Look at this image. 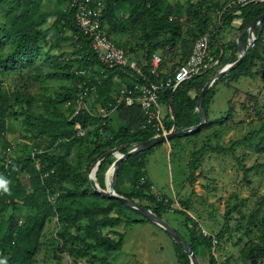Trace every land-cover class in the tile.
Segmentation results:
<instances>
[{"label":"rangeland","instance_id":"obj_1","mask_svg":"<svg viewBox=\"0 0 264 264\" xmlns=\"http://www.w3.org/2000/svg\"><path fill=\"white\" fill-rule=\"evenodd\" d=\"M39 12L50 13L52 16L43 24L47 28L53 23L56 13L64 11L68 0H34ZM99 7L104 8L103 0ZM18 0H4L0 5V22L4 15L15 6ZM180 9L183 21L182 38L176 45L177 49L166 48L162 54V70L166 73L173 70L179 62L185 60V55L193 41L201 33L212 34L215 27L221 51L228 44L234 43L240 33L236 29L235 17L226 20L225 25L220 20L229 0H165ZM24 6V5H23ZM21 6L20 10L23 9ZM191 7V8H190ZM176 14V10H174ZM118 21L124 20L128 11L117 9L114 12ZM239 21V20H238ZM237 23V22H236ZM61 27L52 28L48 37L49 43H55L60 37H68L69 33L60 32ZM247 35V34H245ZM254 36L255 33H254ZM141 30L133 25H127L116 36V40L123 45L133 70H142L146 63L145 47ZM244 38V36H243ZM247 36L245 45H247ZM9 49L7 43L0 41V58L4 57ZM79 46L71 40L59 43L50 50L51 55L60 59H70L78 55ZM212 50L209 47L208 53ZM260 55L264 57V32L259 44ZM231 55L238 56L237 48ZM230 55V56H231ZM46 56H41L34 63L19 71L0 73V89L13 92L22 99V103L15 107V114L7 117L4 135L0 137V159L3 163L11 164L13 172L6 175L5 194H12V186L18 181L22 187L31 192L35 186V178L28 168L15 166L14 162L23 156L35 155L42 151L66 156L74 166H83L85 157L94 146L93 143H76L66 145V139L59 138L49 147L52 135L60 129L61 116H67L75 109L87 108L93 114L100 116L101 108L105 115L103 120L92 121L89 130V139L93 140V132L97 130L96 139L104 143L112 134L129 129L135 132L140 129V118L137 111L128 109H113L104 95H99L97 87L84 86L80 82L48 79L47 73L54 64L48 62ZM229 59L208 69L209 73L194 84L196 95L204 84L223 65L230 63ZM79 75L92 76L97 81L105 79L107 75L99 64L90 63L83 66L74 63L70 67ZM251 76L240 75L237 78L225 76L219 78L214 85L215 94L210 99L209 113L213 112L214 119L228 115L224 124H211L198 135L177 138L157 145L146 155L145 170L151 183L154 196L161 199L169 207L167 213L161 217L167 221L185 240L190 235L187 223L196 225L198 229L215 238L220 235L217 243H212L211 252L217 259V264H249L243 254L244 245L248 242H260L264 239V167L250 169L253 165L264 163V61H256L252 67ZM38 77V79H36ZM127 86L126 78L116 75L111 82L109 95L114 101ZM76 90L74 102L56 105L53 109L52 100L60 92ZM193 91V92H194ZM106 105V106H105ZM107 107L110 108L107 110ZM42 121H41V120ZM53 121L52 124L48 123ZM104 126H107L106 129ZM165 133L168 131L164 128ZM86 134V131H82ZM80 134L79 135H83ZM78 135V134H77ZM246 139L235 147V153L243 170L231 155H224L213 151L212 147L228 148L233 142ZM168 143V144H166ZM136 143L122 144L118 152L132 149ZM170 145V149L167 147ZM202 146L210 147L196 154L194 179L191 180L187 163L192 159V153ZM112 148H107L106 151ZM118 156H107L105 166L100 170L99 165L95 172L96 183L101 180L108 184L113 172V164ZM105 158V159H106ZM93 171L88 168L87 177ZM134 169L128 168L119 176L116 175L115 188L120 193L137 191L131 183ZM9 202V198L6 199ZM134 202L151 208L146 200L132 199ZM151 210V209H150ZM152 211V210H151ZM179 211L180 214L174 213ZM12 213L9 204L0 212L1 233L6 229L7 218ZM32 213L30 206H23L15 213V219L20 225ZM132 219L144 218L138 213L128 212ZM58 222L56 217H49L39 234L37 250L31 260L19 264H178L171 237L158 225L150 222H132L126 226L117 225L115 228L124 233L122 248L119 251L105 253L95 251L86 257H79L71 251L72 246H64L57 235ZM108 229H105L106 231ZM103 258L104 260L100 259ZM200 264H209V254L205 248L197 250ZM258 264H264L262 257Z\"/></svg>","mask_w":264,"mask_h":264},{"label":"trees","instance_id":"obj_2","mask_svg":"<svg viewBox=\"0 0 264 264\" xmlns=\"http://www.w3.org/2000/svg\"><path fill=\"white\" fill-rule=\"evenodd\" d=\"M3 1L4 0H0V5ZM164 1L165 0H103L104 8L101 10L102 29L105 31L107 37L124 51L125 48L116 40V36L121 33L127 25H133L135 28L141 30L144 36L143 40L147 42V45L145 47L146 63L140 71L150 81L165 79L171 74L173 70L168 73L162 70V52L166 48L173 49V47H175L174 49H177L179 45L175 46V44L182 38L183 21L181 19V11L175 5L164 3ZM18 2L17 6L10 9L4 15L5 20L0 22V41L9 45L6 55L0 58V73L7 74L22 70L32 65L35 60L43 55L46 56L45 58H47L48 62L54 64L52 70L47 73L48 79L65 80L68 82L77 81L84 86L95 85L99 95L105 94V99L109 102H113L111 104L112 108L115 105L116 99L113 101L108 91L111 87L112 79L116 75H121L126 78V88H130L133 84L143 81L140 75L131 67L108 66L99 61L91 47V40L76 24L74 17L75 8L71 6L72 0H68V6L64 11L56 13L53 23L47 28L42 26L52 16L50 13H38V6L34 0H18ZM90 4L94 6L92 3ZM21 6H23L22 10H20ZM117 9L128 11V15L124 20L118 21L117 15L114 14ZM174 10H176V14H174ZM262 13H264V1L238 5L233 3V0H229L224 13L220 16V20L223 22V25H225L226 20L231 17L240 19L241 24L237 29L241 32L244 27ZM58 26L61 27V33L65 31L69 33V36L65 38L60 37L55 43H49L48 37L51 34L52 28ZM216 29L217 27H215L211 35L201 33L196 37L197 39L201 35H208V48L210 47L212 50V55H209V53L208 55L211 56L213 60L218 59L221 55L220 50L222 48L219 46ZM263 32L264 21L262 22L260 31L257 27L255 28L254 33L257 38L254 46L249 50L243 61L228 73V76H232L234 79L240 75L251 76L253 74L251 72L252 65L256 61H264V57L261 56L259 52V44ZM245 34L243 35L244 38L242 37V43L244 45L247 36ZM64 39L71 40L79 46V56L65 60L51 55V48L57 47ZM192 46L189 50V54ZM228 48V50H226V48L224 51L222 50L223 54L216 65L227 59H229L228 62H232L236 59V56L231 55L232 50H236L237 48L236 41L228 44ZM156 52H159L161 55V62L156 69L158 76L151 73V58ZM189 54L185 55V60ZM182 62L183 61L178 64ZM74 63H80L83 64V66H88L90 63L99 64L107 77L101 81H97L92 76L87 77L79 75L76 71L70 70V67ZM208 71L207 69L201 75L181 82L174 90L166 89L161 92L160 104L165 106L167 110L163 119L164 128L167 131H169L174 124L179 132L184 128L199 123V116L196 111L198 95H196L194 91V84H197L200 79L207 75L209 73ZM36 79H38V77H36ZM216 81L205 94L203 101V108L207 117L206 123L195 132L185 134L178 133L169 141L189 135L195 136L200 134L203 130H206L211 124H224L227 122L228 115L213 121H210L211 119H209L208 116V106L211 97L215 94L214 85ZM192 91L195 92L194 96L190 94ZM76 97V90H67L58 93L56 98L52 100L53 109L57 111L56 105L74 102L76 101ZM169 102L174 113L173 119L170 118L169 114ZM21 103L22 99L15 93L0 89V137L4 135L7 117L15 114V107ZM117 108L137 111V115L140 118V129L135 132H130L129 129L120 130L112 134L104 143H99L96 139L97 130L92 133L94 136L93 140L89 139L88 135L91 134V132L89 130L87 131L92 121H105V118H101V114H99L100 116L95 115L87 108L78 109L76 111L74 109V111L72 110L67 116L57 112V114L61 116V120L58 122L60 124V129L52 135V140L48 148L53 146L59 138L66 139L67 141L65 144L68 146L85 142L93 143L94 146L89 150L87 155H83V157H85L83 166H74L66 156L52 154L48 151H42L32 156H23L15 161V166H20L23 169L28 168L32 171L35 178V186L31 192H27L22 185L16 181L15 185L12 186V194L8 197L6 196V178H2L12 173L13 169L10 167L11 164L5 163V161L3 163V159H0V212L7 204L10 205L12 210V213L7 218L6 229L0 237V264L29 262L37 250L39 234L45 221L49 217H56L57 219L59 226L57 235L62 240V244L64 246H72L71 251L76 253L79 257H86L90 254L93 255V252L99 250H103L105 253L119 251L122 248L124 233L117 230L115 227L117 225L126 226L132 222L148 221L145 218L132 219L128 215V212L136 213L135 211L123 206L116 199L108 198L96 192L93 182L92 185H89V179L87 177L88 168L106 152L107 148L120 147L124 143L130 145L131 143L150 139L157 133H161V131L157 132L152 125H149L145 129L141 128L144 118L137 108L125 107L123 105ZM109 109L110 108L107 107V110ZM48 123L52 124L53 121H49ZM106 127L107 126H104L105 129ZM79 131H86V134L80 133L83 135H79ZM245 140L244 138L235 141L228 148L212 147L211 149L224 155H231L245 171L259 168V166L264 167V163L253 165L250 169L242 167L235 153V147ZM156 146L157 145L154 147ZM152 148L129 156L127 159L121 161L119 165L117 177H119L128 166L134 169L131 175V183L136 187L137 191L126 194L120 193L117 188H115V190L118 194L131 200L135 198L148 201L152 207H147V209H151L152 212L161 217L163 213L169 211V207L163 200L158 199L150 193L151 183L147 178L145 170L146 155ZM209 148L210 147L202 146L199 150L192 153V159L187 163L191 180L194 179V169L197 159L196 154ZM126 151H128L126 148L122 150L123 153ZM107 159L108 158L103 159L99 164L100 170L105 166ZM99 184L102 189H105L101 180H99ZM7 198H9V202H7ZM27 205L32 208V213L19 225L15 219V213L18 209ZM174 213L180 214L179 211H174ZM187 224L190 238L186 241L189 243L191 249L197 255L198 249L206 247L209 254V264H217V259L211 250L212 243H214L213 239H219L220 235H216V237L213 238L208 234L205 235L196 225L190 224V222ZM105 229L108 230L104 231ZM173 249L178 264H190L187 254L184 253L181 247L174 241ZM242 252L249 264H258L259 260L264 257V239H261L260 242L246 243ZM100 259L104 260L103 258Z\"/></svg>","mask_w":264,"mask_h":264},{"label":"built area","instance_id":"obj_3","mask_svg":"<svg viewBox=\"0 0 264 264\" xmlns=\"http://www.w3.org/2000/svg\"><path fill=\"white\" fill-rule=\"evenodd\" d=\"M262 1L264 0H233V3L246 5L251 2ZM71 6L75 8L74 17L76 24L91 40V47L99 61L108 66L130 67L127 53L110 40L101 27L102 9L99 7V2H96V0H72ZM208 46V35L199 36L194 41L187 59L178 64L165 79L150 81L140 70H135L143 81L135 83L132 87L121 91L113 109L121 105L137 108L144 118V122L141 125L142 129L152 125L157 132L161 131V133H165L164 122L160 112V94L166 89L174 90L181 82L201 75L207 69L214 67L218 61L213 60L208 55ZM151 62V73L158 76L156 69L161 62L159 52L152 55ZM100 110L101 114L105 115V110L103 108ZM79 133L82 132L79 131ZM161 133H157L156 135ZM203 233L207 235V233ZM213 242L216 243V240L213 239Z\"/></svg>","mask_w":264,"mask_h":264},{"label":"water","instance_id":"obj_4","mask_svg":"<svg viewBox=\"0 0 264 264\" xmlns=\"http://www.w3.org/2000/svg\"><path fill=\"white\" fill-rule=\"evenodd\" d=\"M264 21V13L260 14L258 17L253 19L246 27H244L241 32L239 33L237 39H236V44H237V53L238 56L237 58L230 62L227 63L223 66H221L210 78L209 80L204 84L202 89L200 90L197 101H196V111L199 116V123L196 125H192L190 127L184 128L180 130L179 132L177 131V127L174 124L172 128L167 132V133H161L158 135H155L151 137L150 139L144 140L137 142L135 146L126 151L125 153L121 154L118 152V148H112L105 153H103L92 165L91 169H93V177L89 178V185H92V182L94 183V189L96 192L101 193L102 195L108 197V198H113L118 200L123 206L128 207L147 219L148 221L158 225L160 228H162L170 237L171 239L181 247L184 253L187 254L189 258V263L190 264H200L197 258L196 253L191 249L189 243L179 234L177 231L167 222L165 221L162 217L156 215L154 212H152L150 209H147L146 207L134 202L133 200L124 197L123 195H120L116 192L115 190V180H116V175L118 172L119 165L121 161L127 159L129 156H133L141 151L148 150L155 145L162 144L164 142L169 141L172 137L176 136L178 133L185 134V133H192L200 129L205 123H206V112L203 108V101L205 98V94L209 90L210 87L215 83L216 80L221 78L222 76L228 74L230 71L235 69L246 57L248 54L249 50L254 46L256 42V36H254V31L255 28L257 27L258 30L260 31L262 28V22ZM247 34V40L248 43L247 45H244L242 43V37L244 34ZM223 54V51H221V55L218 57L217 61L220 60L221 56ZM169 107V114L170 117L173 119L174 118V113L172 106L170 102L168 103ZM118 154V157L113 164V172L111 175L110 182L107 184L105 182V189H102L99 187V185L95 182V172L97 169V166L101 163L103 159H105L107 156H112Z\"/></svg>","mask_w":264,"mask_h":264},{"label":"crops","instance_id":"obj_5","mask_svg":"<svg viewBox=\"0 0 264 264\" xmlns=\"http://www.w3.org/2000/svg\"><path fill=\"white\" fill-rule=\"evenodd\" d=\"M239 20V21H238ZM235 24H236V29L240 26V24H241V20L240 19H235ZM237 22V23H236ZM190 94H191V96H194L195 95V92H190ZM160 112H161V115H162V118L164 119V117H165V114H166V112H167V110H166V108H165V106H163L162 104L160 105ZM213 114V112H210L209 113V111H208V116H209V119H214V116L212 115ZM171 118V117H170ZM166 120H168V119H166ZM168 142V141H167ZM166 144H168V143H166ZM167 147L169 148L170 147V145H167ZM170 149V148H169Z\"/></svg>","mask_w":264,"mask_h":264},{"label":"bare ground","instance_id":"obj_6","mask_svg":"<svg viewBox=\"0 0 264 264\" xmlns=\"http://www.w3.org/2000/svg\"><path fill=\"white\" fill-rule=\"evenodd\" d=\"M116 156H118V154H115ZM93 171L91 172V174H90V177H93Z\"/></svg>","mask_w":264,"mask_h":264}]
</instances>
